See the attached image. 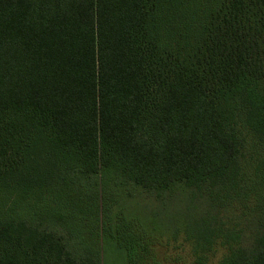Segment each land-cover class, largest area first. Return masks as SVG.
Wrapping results in <instances>:
<instances>
[{"label": "trees", "instance_id": "obj_1", "mask_svg": "<svg viewBox=\"0 0 264 264\" xmlns=\"http://www.w3.org/2000/svg\"><path fill=\"white\" fill-rule=\"evenodd\" d=\"M162 1L0 0V183L22 170L40 135L85 175L121 170L145 189H168L180 182L183 234L191 242L192 180L218 175L240 162L264 163L233 149L196 151L193 143L194 86L212 63L221 64L224 86L264 80V0H217L216 11L200 0H169L179 30L171 43L152 39L151 10ZM194 21L201 28L193 29ZM193 56L200 59L202 72L193 70ZM114 71L124 111L132 119L136 108L127 101L142 98L144 110L155 77L159 102L174 107L173 150L123 146L114 151ZM25 198L26 192L9 211ZM0 264L78 262L54 235L0 224ZM240 264H264V255Z\"/></svg>", "mask_w": 264, "mask_h": 264}, {"label": "rangeland", "instance_id": "obj_2", "mask_svg": "<svg viewBox=\"0 0 264 264\" xmlns=\"http://www.w3.org/2000/svg\"><path fill=\"white\" fill-rule=\"evenodd\" d=\"M168 1L152 8L150 15L152 39L161 43L178 40ZM199 3L217 10V0ZM199 18L204 21V13ZM196 26L201 28L194 21L193 29ZM192 59L193 70L202 72L200 59ZM219 65L212 63L194 86V149H233L246 154V159H264V80L244 79L224 86ZM113 76L114 151L123 146L173 150L174 107L159 102L155 77L144 110L142 98L127 101L136 108L132 119L124 111L125 99L120 100L115 71ZM191 183L194 239L189 242L182 228L180 182L168 189H145L121 170L85 175L77 163L61 159L47 138L37 135L22 170L1 180L0 224H12L24 233L54 235L78 264H240L264 255V163H236L218 175L197 176ZM24 192L28 198L9 211Z\"/></svg>", "mask_w": 264, "mask_h": 264}]
</instances>
